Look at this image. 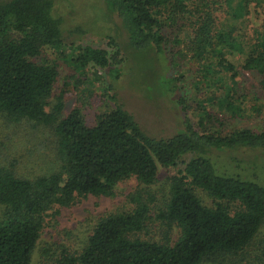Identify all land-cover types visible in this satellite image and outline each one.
I'll list each match as a JSON object with an SVG mask.
<instances>
[{
    "label": "trees",
    "instance_id": "trees-1",
    "mask_svg": "<svg viewBox=\"0 0 264 264\" xmlns=\"http://www.w3.org/2000/svg\"><path fill=\"white\" fill-rule=\"evenodd\" d=\"M104 1L137 53L164 57L173 41L183 40L200 62V83L207 89L221 84L222 71L231 73L223 108L235 117L244 116L243 102L236 104L238 72L228 58L242 46L232 30L218 29L217 0ZM235 1L236 16L253 4L264 5V0ZM176 32L179 36L172 37ZM63 45L53 0H0L4 130L16 136L29 127L50 129L55 145L51 165L34 176L23 172L15 155L0 159V264H32L46 217L56 206L71 207L88 196L113 197L117 185L131 178L149 187L157 181L159 165L175 167L187 156L191 158L172 178L160 213L169 225L179 227L175 243L139 237L151 214L139 193L131 196L133 210L103 217L83 250L65 252L57 264H264V235L259 238L264 229V185L221 174L211 158L215 152L263 150L264 132L240 129L224 135L213 129L216 119L204 110L203 130L186 116L175 136L157 139L147 135L116 99L91 121L82 107L64 117V96L52 104L58 67L38 61L45 49L60 50ZM246 56L243 68L257 72L264 89V36ZM70 62L83 73L96 67L109 70L112 78L119 76L103 48L80 46ZM182 78H165L163 86L177 92L174 84ZM179 102L186 104L182 97ZM197 190L213 199V205H206Z\"/></svg>",
    "mask_w": 264,
    "mask_h": 264
},
{
    "label": "rangeland",
    "instance_id": "rangeland-1",
    "mask_svg": "<svg viewBox=\"0 0 264 264\" xmlns=\"http://www.w3.org/2000/svg\"><path fill=\"white\" fill-rule=\"evenodd\" d=\"M53 2L55 16L62 22L64 45L60 50L45 49L38 61L53 62L58 67L52 104L57 97L64 96V117L75 108L82 107L91 121L97 112L109 110L113 99H116L147 135L157 139L175 136L183 129L186 116L197 130H203L200 123L205 117L204 110L216 119L213 129L224 135L240 129L264 132L261 78L257 72L243 68L246 53L264 36V5L253 4L236 16L238 1L217 0L220 8L217 11L218 29L232 30L242 46L241 50L228 56L238 72L235 79L239 83L236 104L243 102L245 107L244 116L235 117L223 108L228 89L232 86L231 73L222 71L221 84L213 90L207 89L200 83V62L183 40L181 44L173 41L164 57L153 52L139 54L132 49L121 22L108 10L104 0ZM176 35L179 36L176 32L172 37ZM80 46L106 49L116 65L114 67L119 70V76L112 78L109 70L96 67L88 68L86 73L77 70L70 60ZM177 76H183L174 84L179 87L178 91H167L163 86L164 79ZM181 97L185 106L179 102ZM3 124L0 117V159L6 154L15 155L23 172L30 176L51 165L55 145L50 129L29 127L12 136L13 132L5 131ZM190 158H182L175 167L159 165L157 181L149 187L131 178L117 185L113 197L88 196L71 207L56 206L46 217L47 223L32 264H57L65 252H81L98 222L108 214L133 210L131 196L139 193L151 208L150 221L139 237L158 243H175L180 237V229L161 219L160 213L168 201L172 178L180 175ZM211 158L221 174L239 176L264 185V149L215 152ZM197 193L206 205H213L214 200L206 193L201 190ZM263 235L264 229L259 238Z\"/></svg>",
    "mask_w": 264,
    "mask_h": 264
}]
</instances>
